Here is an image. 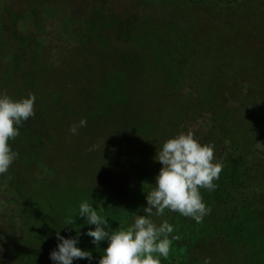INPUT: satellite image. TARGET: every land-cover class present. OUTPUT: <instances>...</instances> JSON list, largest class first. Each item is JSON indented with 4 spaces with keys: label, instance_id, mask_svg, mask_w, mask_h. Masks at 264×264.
Returning <instances> with one entry per match:
<instances>
[{
    "label": "rangeland",
    "instance_id": "rangeland-1",
    "mask_svg": "<svg viewBox=\"0 0 264 264\" xmlns=\"http://www.w3.org/2000/svg\"><path fill=\"white\" fill-rule=\"evenodd\" d=\"M60 1L82 4L80 11L91 17L85 40L58 35L60 20L52 16L47 40L58 50L33 55L32 66L16 68V89L5 85L0 93L19 99L59 87L58 80L63 88L59 100L36 99L35 115L9 141L18 156L0 175V264H54L49 254L57 232L78 235V247L97 256L107 244L94 245L84 234L94 225L76 215L81 202L96 207L113 229L112 205L132 167L147 155L156 161L163 142L200 103L214 106L242 83L264 102V0H239L228 10L235 0H151L143 6L101 0L113 12L103 10V2L93 8L91 0ZM29 4L0 0V85L3 42L13 29H27L20 16ZM81 118L87 124L73 135L70 126ZM212 245L192 264L205 258L264 264V216L246 221L230 242Z\"/></svg>",
    "mask_w": 264,
    "mask_h": 264
},
{
    "label": "trees",
    "instance_id": "trees-1",
    "mask_svg": "<svg viewBox=\"0 0 264 264\" xmlns=\"http://www.w3.org/2000/svg\"><path fill=\"white\" fill-rule=\"evenodd\" d=\"M91 1L93 8L96 7V2H103ZM134 1L142 6L151 4V0ZM30 2L31 4L24 8L20 16L21 22L28 24L27 29L23 31L13 29L8 32L10 33L8 39L4 40L2 45V64H5L6 69L4 80L0 85V93H3L5 85L11 84L14 90L16 89L17 84L13 79L15 71L22 67L21 64L32 66L33 55L44 54L47 51L51 54V49H57V44L47 40L48 23L52 16L60 20L58 26L60 30L57 34L68 35L78 42L85 40L86 30L90 29L91 17L81 12L82 4L67 7L60 0H30ZM237 4H240L239 0L229 4L230 7L226 9H231ZM40 5H45V9L41 10ZM208 6L213 5L208 4ZM103 10L113 12L104 2ZM43 14L48 19L34 21V18ZM32 32L35 40L30 39ZM11 62L15 63L16 67L11 68ZM23 75L22 82H25L26 74ZM58 83L59 87H51L49 91L44 89L46 87H41L32 94L42 103L51 96L59 100L62 98L63 88L60 80ZM200 105L196 114L183 120L176 135L191 131L202 144L212 145L214 161L222 165V170L219 179L214 181L217 185L215 190L200 189L203 201L211 208V213L206 215L202 222L197 223L189 217L182 216L178 212H169L167 209L163 216L153 217L157 223L168 220L174 225L173 234L179 237L172 241L169 256L167 259L161 258V264H192L202 261L209 246L214 243L230 242L234 234L243 232L246 221L264 216L263 100L242 83L234 92H228L223 96L220 103L211 107H206L203 103ZM43 109L41 107V112L44 111ZM149 159L147 155L144 162L136 163L129 172L123 193L112 205L114 213L112 230L126 229L136 214H144L143 208L147 203L146 193L153 186L151 184L155 183V176L162 167L160 162H151ZM2 188L3 186H0V194ZM104 243L107 244V240H104ZM96 252L97 256L93 255L92 264H97L103 254V248L99 247ZM77 264H89V262L83 259Z\"/></svg>",
    "mask_w": 264,
    "mask_h": 264
},
{
    "label": "clouds",
    "instance_id": "clouds-1",
    "mask_svg": "<svg viewBox=\"0 0 264 264\" xmlns=\"http://www.w3.org/2000/svg\"><path fill=\"white\" fill-rule=\"evenodd\" d=\"M35 101L31 93L19 99L0 94V175L8 172L18 156L9 141L15 140L24 122L35 115ZM86 124V119L81 118L69 130L76 135L78 128ZM154 159L162 167L146 193L144 214H136L126 229L110 230L108 219L100 215L96 207L87 201L79 204L76 215L82 217L85 224L94 225L84 234L94 245L104 240L108 242L97 264H161V258L169 256L172 241L179 237L173 234L174 225L168 220L157 223L153 217L163 216L167 209L200 223L211 213L200 189L215 190L214 181L219 179L222 170V165L214 161L212 145L202 144L191 131L182 132L166 139ZM56 240L57 245L49 254L54 264H73L74 260L81 259L92 264L91 251L78 247V235L66 238L57 232ZM203 264H211L210 258H205Z\"/></svg>",
    "mask_w": 264,
    "mask_h": 264
}]
</instances>
